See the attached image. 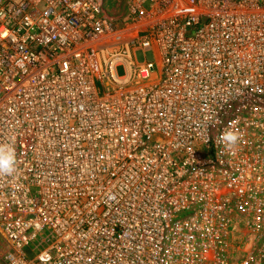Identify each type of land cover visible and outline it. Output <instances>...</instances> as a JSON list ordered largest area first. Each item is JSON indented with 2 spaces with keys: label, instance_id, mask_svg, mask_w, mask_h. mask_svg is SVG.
Listing matches in <instances>:
<instances>
[{
  "label": "built area",
  "instance_id": "obj_1",
  "mask_svg": "<svg viewBox=\"0 0 264 264\" xmlns=\"http://www.w3.org/2000/svg\"><path fill=\"white\" fill-rule=\"evenodd\" d=\"M0 144V264H264V0H0Z\"/></svg>",
  "mask_w": 264,
  "mask_h": 264
},
{
  "label": "clouds",
  "instance_id": "obj_2",
  "mask_svg": "<svg viewBox=\"0 0 264 264\" xmlns=\"http://www.w3.org/2000/svg\"><path fill=\"white\" fill-rule=\"evenodd\" d=\"M239 133L227 131L223 134L226 147L231 148L239 140ZM15 149L9 144H0V175H11L15 171Z\"/></svg>",
  "mask_w": 264,
  "mask_h": 264
},
{
  "label": "rangeland",
  "instance_id": "obj_3",
  "mask_svg": "<svg viewBox=\"0 0 264 264\" xmlns=\"http://www.w3.org/2000/svg\"><path fill=\"white\" fill-rule=\"evenodd\" d=\"M120 72H122V69H119ZM25 253L29 256V257H33L35 255V252L32 251L30 248L25 247Z\"/></svg>",
  "mask_w": 264,
  "mask_h": 264
}]
</instances>
